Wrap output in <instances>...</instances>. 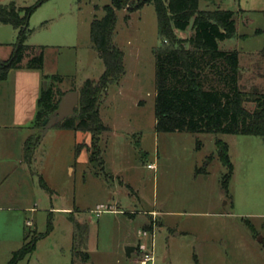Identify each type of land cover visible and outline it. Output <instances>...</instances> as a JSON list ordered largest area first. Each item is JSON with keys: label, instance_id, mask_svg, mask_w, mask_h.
Masks as SVG:
<instances>
[{"label": "rangeland", "instance_id": "1", "mask_svg": "<svg viewBox=\"0 0 264 264\" xmlns=\"http://www.w3.org/2000/svg\"><path fill=\"white\" fill-rule=\"evenodd\" d=\"M14 1L27 7L36 0ZM112 1L50 0L33 12L32 38L78 18L72 40L46 53L45 70L63 80L47 79L45 88L79 91L85 80L100 78L104 66L92 47L90 24ZM138 1L126 0L116 11L112 42L123 54L125 74L100 96L106 130L92 146L91 133L55 126L31 157L38 198L30 204L33 212L22 214L32 227L22 225L24 242L10 249L16 252L45 234L49 222L52 229L17 264H83L72 256L69 216L89 226L85 264H132L142 254L139 248L151 247L153 264H264V138L155 131L154 50L163 40L153 2L134 8ZM61 9L68 11L63 17ZM198 9L235 12L236 36L219 42V49L240 55L241 89L264 93V60L244 56L262 47L264 4L199 0ZM191 27L192 20L177 37L189 38ZM1 28L4 41L12 27ZM217 143L227 146L229 164ZM126 247H134L130 258ZM12 254L0 246V264H8Z\"/></svg>", "mask_w": 264, "mask_h": 264}, {"label": "trees", "instance_id": "2", "mask_svg": "<svg viewBox=\"0 0 264 264\" xmlns=\"http://www.w3.org/2000/svg\"><path fill=\"white\" fill-rule=\"evenodd\" d=\"M48 0H36L27 7H17L14 2L0 5V24L17 31L16 43L10 58L0 61V81L14 69L42 71L44 47L26 44L31 33L29 18ZM113 0L104 7V16L94 18L90 24V40L97 51L104 70L98 80H85L80 90L75 114L56 127L75 132H89L96 136L105 131L99 117V99L109 84L117 83L125 74L122 52L113 44L112 35L116 23V11L123 9L122 2ZM152 1L157 28L163 45L154 50L155 58V131L158 133L189 132L207 134H231L264 138V93L255 87L250 92L241 89L239 82V54L237 51L219 49V42L236 36L235 12L229 10L198 9L199 0H140L134 8ZM192 20V34L181 39L177 31H185ZM36 50L38 52H36ZM62 81L56 75L45 77ZM75 91V90H74ZM64 93L43 86L37 101L34 128L38 131L24 147L29 160L32 150L40 142L42 122L58 108ZM251 105L249 108L245 107ZM221 160L229 164L227 146L218 144ZM229 170L231 171V166ZM227 187V177L223 182ZM44 188H48L44 185ZM73 226L71 252L75 259L85 264L89 226L69 216ZM51 222L45 234L37 235L26 245L13 252L8 264H17L30 255L39 239L51 231ZM24 236V240H25Z\"/></svg>", "mask_w": 264, "mask_h": 264}, {"label": "crops", "instance_id": "3", "mask_svg": "<svg viewBox=\"0 0 264 264\" xmlns=\"http://www.w3.org/2000/svg\"><path fill=\"white\" fill-rule=\"evenodd\" d=\"M253 1L264 4V0ZM11 2L15 3L14 0H0V5ZM15 5L20 7L16 3ZM67 12L61 9L59 16L63 17ZM240 12L246 13L245 10ZM77 19V16L68 18L63 21L64 25L62 24L56 30L51 29L45 34L46 36L32 38L33 32H31L26 44L36 48L44 47L42 71L14 69L9 71L5 80L0 81V246L7 249L9 254L15 252L10 249L12 246L24 242V237L22 241L20 239L24 230L22 225L32 227V222L28 219L24 220L22 213L33 212L34 208L30 204L35 203L38 198L37 173L33 167V160L25 158L24 147L26 141L38 133L33 125L40 91L47 81L44 78L57 75L45 70L46 53L72 40L76 33ZM1 26L2 24H0V60L6 61L12 54L17 31L13 28L6 30L9 38L4 40L6 43H3ZM244 53V56L250 60L255 57V60H264V40L260 49ZM241 65L239 55V68L242 67ZM68 91H74V89L69 88L64 93ZM36 150L37 147L32 150L31 157L35 155ZM261 240L264 241L263 238ZM139 250L144 249L139 248Z\"/></svg>", "mask_w": 264, "mask_h": 264}, {"label": "water", "instance_id": "4", "mask_svg": "<svg viewBox=\"0 0 264 264\" xmlns=\"http://www.w3.org/2000/svg\"><path fill=\"white\" fill-rule=\"evenodd\" d=\"M79 94L77 91H68L60 97L58 108L53 114L42 122V128L39 130L40 138L43 137L48 130L57 126L62 121L75 114V108L78 106ZM133 247H126V256L129 258Z\"/></svg>", "mask_w": 264, "mask_h": 264}, {"label": "built area", "instance_id": "5", "mask_svg": "<svg viewBox=\"0 0 264 264\" xmlns=\"http://www.w3.org/2000/svg\"><path fill=\"white\" fill-rule=\"evenodd\" d=\"M151 167V166H149ZM30 225V223H28ZM154 252L153 248L151 247L150 250H142L141 256L137 258L132 264H153Z\"/></svg>", "mask_w": 264, "mask_h": 264}]
</instances>
